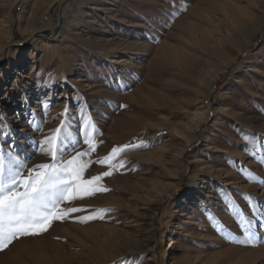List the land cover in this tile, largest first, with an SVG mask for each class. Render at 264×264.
<instances>
[{
	"label": "rangeland",
	"instance_id": "1",
	"mask_svg": "<svg viewBox=\"0 0 264 264\" xmlns=\"http://www.w3.org/2000/svg\"><path fill=\"white\" fill-rule=\"evenodd\" d=\"M45 98L38 133L27 113ZM66 106V158L88 148L85 126L94 135L85 180L109 171L98 161L114 147H144L115 158L109 191L61 205L85 212L15 240L0 264H264V242H230L205 211L239 238L228 194L264 237V166L244 151L264 155V0H0V120L12 130L0 146L31 156L28 168L51 163L31 145Z\"/></svg>",
	"mask_w": 264,
	"mask_h": 264
},
{
	"label": "snow or ice",
	"instance_id": "2",
	"mask_svg": "<svg viewBox=\"0 0 264 264\" xmlns=\"http://www.w3.org/2000/svg\"><path fill=\"white\" fill-rule=\"evenodd\" d=\"M51 83H54V77L49 76L38 86L48 87ZM38 107L40 113L29 108L27 116L29 126L35 132L41 133L43 123L47 122L50 99H42ZM67 112L66 106L64 112L54 118L61 119L60 127L50 135L34 141L31 145L36 153L50 157L51 163H41L28 168L26 161L31 159V156L21 159L17 148L10 147L5 151L0 146V252L6 250L21 237L37 236L47 232L55 221H64L70 218L71 214L85 212V208L61 207V205L65 201L70 202L109 191L101 181L103 177L111 176L113 170L117 168V165L113 163L115 158L126 150L144 147L142 141L136 145L114 147L107 157L98 161L101 164H108L109 171L85 180L83 173L92 161H83L82 157L96 150V144L93 142L94 135H89L87 126H85L82 139L88 148L85 151H76L74 144L72 147L74 154L66 158L68 138L64 130L68 127ZM41 114L44 119H41ZM92 133H95L94 126ZM0 136L5 138L12 136V130L2 120H0ZM243 139L247 141L251 138L244 136ZM12 144H15L14 140ZM244 151L264 166V155L258 157L252 148L246 147ZM123 164L124 162L120 161L118 166L122 168ZM25 170L27 175H25ZM239 171L249 181L256 179L246 167H241ZM242 198L246 202L252 201L247 194H242ZM222 200L227 211L239 226L240 237L237 238L213 213L205 210L207 219L214 230L230 242L249 246L264 242V237L260 236L256 227V221L245 215L230 195L224 194ZM111 211H113L111 208L96 209L89 215L74 217V219L79 223H87L96 219H104ZM260 228H264V222L260 224ZM121 264H128V262L121 261Z\"/></svg>",
	"mask_w": 264,
	"mask_h": 264
},
{
	"label": "bare ground",
	"instance_id": "3",
	"mask_svg": "<svg viewBox=\"0 0 264 264\" xmlns=\"http://www.w3.org/2000/svg\"><path fill=\"white\" fill-rule=\"evenodd\" d=\"M65 1H67V0H62V2H65ZM64 4V3H63ZM62 4V5H63ZM64 10L62 9V14H64V12H63ZM62 17H63V15H62ZM62 19V18H61ZM215 80H216V75H214L213 77H211V78H209L208 79V83L210 84V85H212V84H214V82H215ZM197 111V110H196ZM192 116V115H191ZM195 117V116H194ZM197 117V116H196Z\"/></svg>",
	"mask_w": 264,
	"mask_h": 264
},
{
	"label": "water",
	"instance_id": "4",
	"mask_svg": "<svg viewBox=\"0 0 264 264\" xmlns=\"http://www.w3.org/2000/svg\"><path fill=\"white\" fill-rule=\"evenodd\" d=\"M62 8L63 7H61V9H60V12H59V19H58V25L57 26H59V23L61 22V18H62Z\"/></svg>",
	"mask_w": 264,
	"mask_h": 264
}]
</instances>
